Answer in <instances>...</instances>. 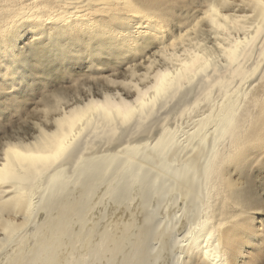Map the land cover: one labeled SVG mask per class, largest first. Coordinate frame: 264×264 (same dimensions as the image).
Segmentation results:
<instances>
[{
  "label": "bare ground",
  "instance_id": "6f19581e",
  "mask_svg": "<svg viewBox=\"0 0 264 264\" xmlns=\"http://www.w3.org/2000/svg\"><path fill=\"white\" fill-rule=\"evenodd\" d=\"M0 142V264H264V0H0Z\"/></svg>",
  "mask_w": 264,
  "mask_h": 264
},
{
  "label": "rangeland",
  "instance_id": "374dc122",
  "mask_svg": "<svg viewBox=\"0 0 264 264\" xmlns=\"http://www.w3.org/2000/svg\"><path fill=\"white\" fill-rule=\"evenodd\" d=\"M121 65H119L118 66V68L116 67V69L114 70L115 72H114V76H115V74H116V76L117 75H119V74H121V73H124L123 72V69L120 67ZM119 68H121V69H119ZM113 72V71H112ZM116 72H119V74H117ZM105 74H109V72H107V73H105ZM114 76H111L112 78H114ZM121 78H123V77H121ZM115 79H118V77H116ZM119 79H120V77H119ZM46 89V88H45ZM44 90V89H43ZM46 90H48V88L46 89ZM45 90V91H46ZM40 117V114H37V115H35V117ZM17 117V119H14V123H12V124H7V125H5V128H6V131H7V134H15V132L16 131H18L19 129H21V130H23V128H21V127H27V125H28V122H29V120L30 119H26V117H25V119L23 118V117H19V116H16ZM18 120H20V121H18ZM32 121H42V118H39V119H31ZM30 120V121H31ZM27 121V122H26ZM38 121V122H39ZM16 122H18V123H16ZM14 125H15V127H14ZM11 126V127H10ZM9 127V128H8ZM28 136V135H27ZM1 143V142H0ZM260 212H257V214H256V216H255V218H254V220H253V226L254 227H260L262 224H264V208H259L258 209ZM262 211V212H261ZM255 244L256 243H254V242H250L249 243V245L247 246V250H249V251H252L253 250V247L255 246ZM263 244H264V242H263Z\"/></svg>",
  "mask_w": 264,
  "mask_h": 264
}]
</instances>
